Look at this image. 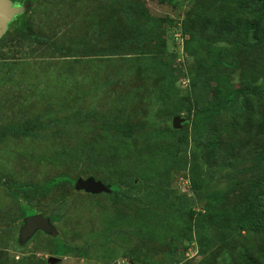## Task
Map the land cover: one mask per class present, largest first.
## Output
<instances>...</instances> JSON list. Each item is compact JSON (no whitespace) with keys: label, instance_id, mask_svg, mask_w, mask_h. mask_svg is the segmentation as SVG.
<instances>
[{"label":"rangeland","instance_id":"374dc122","mask_svg":"<svg viewBox=\"0 0 264 264\" xmlns=\"http://www.w3.org/2000/svg\"><path fill=\"white\" fill-rule=\"evenodd\" d=\"M18 5L23 11L0 39V264H52L50 256L54 264H245L244 243L263 255V236L201 217L228 213L258 190L252 144L223 137L209 144L220 125L254 108L241 96L212 113L226 87H241L247 67L250 82L264 83V43L236 52L227 43L246 40L242 28L224 23L234 7L222 0ZM190 29L209 43L220 37L221 52L195 38L188 53ZM174 116L183 120L169 133ZM59 174L116 184L124 195H91L67 182L45 190ZM21 204L58 217L56 234L36 231L19 243ZM56 237L69 248L61 256L53 253Z\"/></svg>","mask_w":264,"mask_h":264},{"label":"trees","instance_id":"16d2710c","mask_svg":"<svg viewBox=\"0 0 264 264\" xmlns=\"http://www.w3.org/2000/svg\"><path fill=\"white\" fill-rule=\"evenodd\" d=\"M13 4H21L23 6L31 5L35 0H11ZM169 2H176L177 0H167ZM225 4H229L234 7V12L227 14L223 13V17L225 19L224 23H226L227 29L242 28V33L246 40L236 38L233 40H229L227 43H231V48L236 52L240 50L244 45L248 47L255 46L257 44L264 43V0H222ZM239 15V16H237ZM200 16V14H198ZM244 16V17H243ZM25 14H21L15 17L14 22L18 20H24ZM9 26L12 25V22L8 24ZM189 29V28H188ZM139 31V30H138ZM137 30H134V36H140V33ZM190 34L188 40L185 44V49L188 53L192 54L194 50L191 47V40L198 38L199 41L204 45L207 50H209L213 55L216 53H220L221 51L214 45L218 41H221L220 37L212 38L213 42L209 43L206 42L202 37H194L196 34L193 31L186 32ZM4 36V35H3ZM32 36V34H31ZM250 39L254 41L251 42ZM41 40L40 36L35 37V41ZM247 48L245 49L247 51ZM227 64V63H226ZM239 63L237 61H232L231 67H237ZM250 67L245 69V75L247 78L250 79ZM254 78H257L256 76ZM246 79V82L242 84L241 87L237 89H233L229 91L226 87V91L223 92L225 95L219 100L217 107L210 108V111L214 114L220 112L221 108H227L237 103V100L243 96L246 99L253 100V109L249 111L248 109H242L241 115L239 117L232 118L229 122L225 123L224 125H220L218 128L217 134L210 139L209 144L214 146L218 145L222 142L223 137L226 141L229 140L230 144L233 146L242 147L244 145H253L256 149L254 156L252 157V170L258 172L256 179L254 180V189L253 192L247 196L241 203L237 204L232 208V211L228 213L222 212L220 214H202L201 217L208 221L209 223L215 225L217 228L225 229L228 231L238 232L242 234V232H247L249 234L263 236L264 238V83L256 84V80L249 81ZM193 94L197 95L198 88H194ZM198 101V98L195 97ZM201 99V98H200ZM199 111V110H198ZM250 118V116L255 117L256 125L251 124V120L245 122L242 117ZM251 119V118H250ZM118 131L123 133V128L121 126L118 127ZM128 131V133H126ZM130 130L124 131L123 134L129 135ZM168 132H179L175 130L173 126H169ZM255 140L261 142V144H256ZM238 142H243L241 145ZM255 164V165H254ZM257 167V169L255 168ZM77 179H73L65 174H59L56 177L49 179L45 185V190H50L54 188L56 185L60 184L61 182H67L70 184L75 185V181ZM109 187V191H103L105 193L115 194L120 193L121 196L124 195V191L122 192L121 187L116 184H107ZM83 191V190H82ZM85 192V191H83ZM101 192V193H103ZM87 194L93 195L94 193ZM16 198H18V194L13 193ZM21 209L23 210L24 214L22 217L36 214L37 212L33 209H29L27 205H20ZM50 221L53 223L57 220L58 217L50 216ZM43 232V231H42ZM45 233V232H44ZM55 248L53 253L55 255H63L69 249H66L64 243H62L60 238H55ZM245 249L244 256L246 258L245 264H261V260L264 259V254L261 255L251 249V246L247 243L243 244ZM249 250L250 257H248L247 250ZM262 256V257H260ZM260 257V258H259ZM264 263V260L262 261Z\"/></svg>","mask_w":264,"mask_h":264},{"label":"water","instance_id":"95a60500","mask_svg":"<svg viewBox=\"0 0 264 264\" xmlns=\"http://www.w3.org/2000/svg\"><path fill=\"white\" fill-rule=\"evenodd\" d=\"M23 7L18 4H13L11 0H0V39L5 34L8 24L11 21L14 14H20L23 11ZM180 116H174L172 119L173 128H180L181 121ZM75 188L77 190H83L88 193H101L103 191H109L107 184L94 179L93 177L82 178L79 177L75 181ZM36 231H43L45 233L55 235L56 229L49 217H45L43 214L36 213L25 216L23 218V225L19 229L18 241L21 244L27 242ZM48 261L52 264L59 261L57 257L50 256Z\"/></svg>","mask_w":264,"mask_h":264}]
</instances>
